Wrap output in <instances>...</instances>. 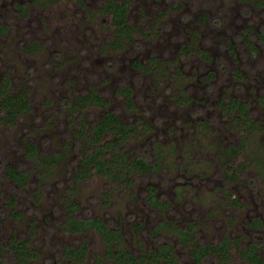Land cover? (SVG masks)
I'll return each instance as SVG.
<instances>
[{"label": "rangeland", "instance_id": "374dc122", "mask_svg": "<svg viewBox=\"0 0 264 264\" xmlns=\"http://www.w3.org/2000/svg\"><path fill=\"white\" fill-rule=\"evenodd\" d=\"M109 1L0 0V81L29 100L11 121L0 107V264H98L109 248L141 257L163 243L191 264L195 242L222 238L225 264H250L239 253L250 243L264 258V0H115L126 35ZM108 110L134 125L123 154L105 149L104 169L79 171ZM136 155L151 169L129 164ZM73 203L75 218L98 216L114 235L70 228ZM14 236L30 252L22 261L7 248Z\"/></svg>", "mask_w": 264, "mask_h": 264}, {"label": "trees", "instance_id": "16d2710c", "mask_svg": "<svg viewBox=\"0 0 264 264\" xmlns=\"http://www.w3.org/2000/svg\"><path fill=\"white\" fill-rule=\"evenodd\" d=\"M105 11H107L111 17L112 22L117 25L118 34L126 35L128 34L126 30L128 29L125 24V4L124 2H118L115 0L109 1L105 6ZM126 32V33H125ZM260 37L264 42V32L260 33ZM139 64V63H138ZM81 101H101L102 97L99 94H83L80 97ZM77 99L75 101H78ZM29 104V100L25 97L23 91L13 92L8 88L7 80L1 79L0 81V107H1V116L3 119L7 121H11L14 119L21 111H24ZM235 106L238 110V114L241 119H246L248 116L247 108L245 102L237 99L231 98L230 106ZM236 111V110H235ZM134 125L131 123H124L120 121L115 113L108 110L105 111L100 118L99 121L95 122L92 125V130L90 133V137L87 140L90 144H92V150L90 152L86 151L82 154L81 164L78 166L79 171H87L91 169H104V164L107 163V158H104L103 155L105 153V149H108L112 158L120 157L123 152L122 149L118 147L119 143H122L129 134L130 130H132ZM113 136L112 139H106L108 135ZM109 135V136H110ZM35 149L34 146L30 145L27 148L28 153L33 152ZM129 164L140 169L141 171H148L151 169L149 162L142 156H133L129 159ZM6 172L9 177L17 179V181H21L24 172L18 170L12 165L6 166ZM153 189H148V198L154 204H159V200L153 193ZM75 203L68 205V210L70 211V228L78 227L83 224L93 226L102 236L104 237H112L115 232L114 228H110L109 225L103 221L98 216H90L88 218H75L72 211L74 210ZM120 236L119 233H116ZM189 235V230L186 228L179 229V237L181 241H184L185 237ZM228 241L227 238H222L218 243H200L199 241L195 242L194 246L190 250L191 255V264H205L204 257L210 253L216 254V262L212 264H225V260L228 258ZM8 250L14 253L21 259L22 257H26L29 254V250L26 248L25 240L17 238L14 236L11 238L9 245L7 246ZM80 249L81 246H79ZM77 247L67 246V252H76L79 250ZM257 244L250 243L245 248L239 249L240 255L247 260L250 264H264V258L256 251ZM107 254L112 259H108L106 261L101 260L98 264H142L145 259H150L156 261L157 264H179L177 261V256L172 251V246L170 243L159 244L156 250L149 251L145 256H137L135 253L130 252L125 249H115L114 251L109 248ZM23 257V259H24ZM27 260V259H26ZM22 264H29L28 261H22Z\"/></svg>", "mask_w": 264, "mask_h": 264}]
</instances>
